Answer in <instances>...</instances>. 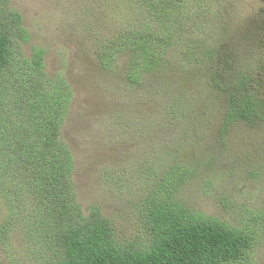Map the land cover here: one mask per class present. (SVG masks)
Returning <instances> with one entry per match:
<instances>
[{
    "label": "trees",
    "instance_id": "1",
    "mask_svg": "<svg viewBox=\"0 0 264 264\" xmlns=\"http://www.w3.org/2000/svg\"><path fill=\"white\" fill-rule=\"evenodd\" d=\"M197 1L124 0L130 16L126 14V26L101 48L103 58L112 64L114 54L125 51L126 77L131 86H140L146 74L179 65L201 74L199 66L208 55L216 71L211 80L204 78L224 95L223 130L260 124L264 32L259 28L264 31V20L256 23L250 37L249 27L236 39L229 34L215 49L193 36L207 18L195 11L192 2ZM10 3L0 0V73L8 70L4 78L0 75V243L8 264H259L257 231L264 225V213L245 206L252 215L244 226H235L191 208L180 193L192 175L188 167L179 165L167 176L155 171L159 181L140 194L137 211L148 231L147 242L118 240L111 221L96 206L82 212L73 191L74 157L62 139L71 89L65 79L53 86L43 72V48H34L31 58L16 56L22 54L16 38L26 41L27 29ZM260 13L264 15V9ZM242 45L251 59L240 69L236 61ZM170 58H175L173 64ZM26 69L31 74L25 77ZM181 93L171 102L162 98L163 110L178 120L187 115L191 121L192 115L196 123L192 104L183 101L196 98L185 88ZM191 130L188 126L184 132ZM22 194L31 201L27 213ZM18 237L24 249L14 244Z\"/></svg>",
    "mask_w": 264,
    "mask_h": 264
},
{
    "label": "rangeland",
    "instance_id": "2",
    "mask_svg": "<svg viewBox=\"0 0 264 264\" xmlns=\"http://www.w3.org/2000/svg\"><path fill=\"white\" fill-rule=\"evenodd\" d=\"M123 1L10 3L21 13L27 29L26 41L16 38L22 53L16 56L31 58L34 48H43V72L53 86L65 79L71 89L62 139L74 157L76 201L84 214L93 206L100 208L118 240L147 242L148 231L137 211L140 194L159 181L155 171L167 176L180 165L192 170L180 192L191 208L230 225L244 226L252 215L246 213L245 206L264 213V121L223 130L227 108L222 91L206 80L216 71L208 55L199 66L201 74L188 65H179L172 71L150 72L143 85L131 86L126 77V52L115 53L112 64H107L101 49L126 26L124 20L130 14ZM192 4L207 17L193 36L215 49L227 42L229 34L236 39L249 27L250 37L256 23L264 20L260 13L264 0H198ZM239 49H244L243 45ZM170 59L173 64L175 58ZM250 59L245 48L239 53L237 68H244V60ZM7 72H1V77ZM30 74L26 69L25 77ZM181 88L196 98H183L185 105L192 104L196 123L192 115L191 121L187 115L178 120L163 110L162 98L165 102L173 99ZM188 126L192 130L184 132ZM19 196L27 213L29 196ZM257 232L256 259L264 264V225ZM14 244L25 247L20 237ZM0 264H8L1 243Z\"/></svg>",
    "mask_w": 264,
    "mask_h": 264
}]
</instances>
